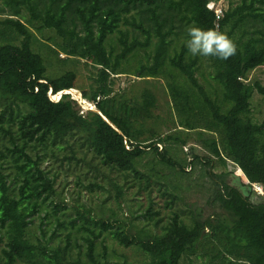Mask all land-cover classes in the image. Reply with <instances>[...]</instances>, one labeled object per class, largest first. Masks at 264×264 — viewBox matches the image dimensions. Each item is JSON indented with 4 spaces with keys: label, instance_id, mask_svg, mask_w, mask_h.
Wrapping results in <instances>:
<instances>
[{
    "label": "trees",
    "instance_id": "16d2710c",
    "mask_svg": "<svg viewBox=\"0 0 264 264\" xmlns=\"http://www.w3.org/2000/svg\"><path fill=\"white\" fill-rule=\"evenodd\" d=\"M213 1L2 0L9 11L0 19L1 264H181L191 258L264 264V194L256 199L251 187L236 185L232 169L214 171L217 165L238 168L239 176L264 187V119L255 122L251 109L254 92L264 96V83L248 81L264 67V0H239L218 15L208 7ZM193 23L225 33L236 44L227 60L206 57L216 85L210 91L198 77L202 56L186 47V29ZM30 28L55 33L57 57L61 52L97 68L89 92L77 84L75 71L48 77ZM114 34L118 52L109 42ZM140 51L147 59L129 71L125 64ZM126 73L165 80L175 114L170 132L147 125L158 107L151 89L129 98L113 93L112 75ZM70 89L93 107L83 109L70 93L50 99L49 92ZM79 131L102 164L160 185L168 204L182 188L167 181V173L200 176L187 188L218 211L198 219L191 210L189 220L174 213L158 234H136L127 222L111 219L104 203L100 214L82 205L70 217L69 208L55 201L57 174L44 163L55 156L68 163ZM190 140L208 155L192 147L180 161L172 156V147L182 151ZM151 207L144 217L155 216ZM112 244L136 249L140 260L118 259Z\"/></svg>",
    "mask_w": 264,
    "mask_h": 264
},
{
    "label": "rangeland",
    "instance_id": "374dc122",
    "mask_svg": "<svg viewBox=\"0 0 264 264\" xmlns=\"http://www.w3.org/2000/svg\"><path fill=\"white\" fill-rule=\"evenodd\" d=\"M237 3H239V0H214L209 3L208 7L214 10L220 8L225 11L230 4L236 5ZM8 11L9 9L0 0V19L6 17L7 14L4 13ZM37 26L39 25L37 24ZM30 29L34 37V42L32 43L33 49L39 52L45 59L48 66V77H56L67 71H75L77 84L89 92L90 84L94 82L96 77L97 68L89 62L78 60L75 57L68 59L61 52H59L57 57L56 53L60 49L55 46L58 43L55 33L48 29ZM109 42L115 48V51L118 52V35L114 34L110 36ZM182 42L183 38H179L175 47L178 49ZM151 52L152 49L149 48V53L151 54ZM173 52L174 50L172 49L171 55ZM145 56V52L140 51L125 64V67L129 71L135 70L140 61L147 59ZM200 62L198 77L210 91L211 87H215L216 85L209 76L211 73L209 63L206 57L203 56ZM112 77L114 78H111V88L114 94L126 95L129 98L131 95H139L145 88L151 89L157 97L158 107L155 111V118L148 121L147 125L154 127L159 133L170 132L173 127V120H175V114L171 106L172 102L169 91L163 78L141 79L127 73L117 76L112 75ZM248 81L250 83L254 81L264 83V67L254 70L248 76ZM80 106L83 109L91 108L90 106L93 107L87 100L83 101ZM251 109L253 120L261 123L264 119V96L254 92L251 99ZM84 137L82 131L77 132L72 137L75 154L68 163L63 161L62 157L56 156L51 157L50 160L44 163V167L49 165V168H51L49 170H51L52 174H57L55 188L58 195L55 201H61L69 208L68 214L70 217L76 216L73 208H80L82 211V205L100 214V206L104 203L103 206L108 210L107 214L111 219L127 222L129 226H132L136 234H143L145 232L158 234L160 232V225L167 221L174 213H178L184 219L189 220V212L191 210L195 212L198 219L199 217L206 218L212 216L214 212L218 211L217 207L205 203V198H200V195L196 194L195 190L191 191L187 188L189 184H192L193 179L194 182L200 181V176L191 175L173 178L172 176L168 177L167 170H162L163 174L167 173V181L172 180L174 184L179 183L182 188V191L175 193L178 198L174 201V204H168L170 198L164 189L160 188V185L152 181L135 179L131 173L125 174L113 167L102 164L100 159L94 155L91 148L85 143ZM184 147L182 151L177 146L172 147V156L180 161L182 158H185L192 147L198 155H208V151L194 140L188 141ZM231 169L233 170L234 177L239 178L236 185L241 182L242 185L251 187L253 198L257 199L260 195L264 194V187L250 184L244 176H239L241 174H239L238 168L235 169L230 166L225 169L217 165L214 171L221 173L222 171L227 172ZM88 185H97V187L89 188ZM166 191L172 193L173 189L168 188ZM150 205L152 206L151 212L155 214L151 219L144 217ZM37 226H39V221L35 220L34 230L36 231ZM50 232L48 231V235H50ZM111 247L115 251L113 254L118 259L126 258L129 261L140 260V253L134 248L125 249L117 246V244H112ZM203 260L201 258H191L189 261L183 259L181 264H205Z\"/></svg>",
    "mask_w": 264,
    "mask_h": 264
},
{
    "label": "clouds",
    "instance_id": "9594fccd",
    "mask_svg": "<svg viewBox=\"0 0 264 264\" xmlns=\"http://www.w3.org/2000/svg\"><path fill=\"white\" fill-rule=\"evenodd\" d=\"M189 39L186 41L188 52L192 56L215 57L227 60L236 54L233 40L216 29H202L193 23L186 29Z\"/></svg>",
    "mask_w": 264,
    "mask_h": 264
},
{
    "label": "built area",
    "instance_id": "2783aa9c",
    "mask_svg": "<svg viewBox=\"0 0 264 264\" xmlns=\"http://www.w3.org/2000/svg\"><path fill=\"white\" fill-rule=\"evenodd\" d=\"M216 14H220L221 13V9L218 8L215 10ZM64 93H70L72 95V97L79 103V105H81V103L83 101H85L81 94L77 91V90H74V89H70V90H66V91H61V92H58L56 94H52L51 92H49V96H50V99L53 100V101H58L60 99V97L62 96V94ZM57 97V98H56ZM56 98V99H54ZM92 108V106H90Z\"/></svg>",
    "mask_w": 264,
    "mask_h": 264
},
{
    "label": "water",
    "instance_id": "95a60500",
    "mask_svg": "<svg viewBox=\"0 0 264 264\" xmlns=\"http://www.w3.org/2000/svg\"><path fill=\"white\" fill-rule=\"evenodd\" d=\"M101 114V113H100ZM102 115V114H101ZM103 118L106 120V121H108L104 116H103ZM112 127H114L113 125H111Z\"/></svg>",
    "mask_w": 264,
    "mask_h": 264
}]
</instances>
